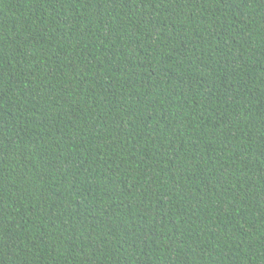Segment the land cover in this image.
Returning <instances> with one entry per match:
<instances>
[{
    "label": "trees",
    "instance_id": "obj_1",
    "mask_svg": "<svg viewBox=\"0 0 264 264\" xmlns=\"http://www.w3.org/2000/svg\"><path fill=\"white\" fill-rule=\"evenodd\" d=\"M0 264H264V0H0Z\"/></svg>",
    "mask_w": 264,
    "mask_h": 264
}]
</instances>
